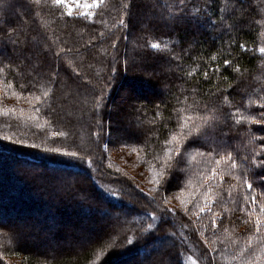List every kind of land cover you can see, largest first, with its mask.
<instances>
[{
	"label": "trees",
	"instance_id": "obj_1",
	"mask_svg": "<svg viewBox=\"0 0 264 264\" xmlns=\"http://www.w3.org/2000/svg\"><path fill=\"white\" fill-rule=\"evenodd\" d=\"M144 1L162 13L143 29L141 0H103L92 15L63 0H0L1 207L45 214L43 231L56 241L91 231L80 215H115L88 242L44 254L0 223V264H264V0ZM159 62L170 71L146 79L141 123L116 140L118 90L141 83L134 68ZM197 117L207 125L185 139L181 125L186 134ZM8 157L56 166L67 179ZM167 236L171 245L153 247ZM137 251L152 257L140 263Z\"/></svg>",
	"mask_w": 264,
	"mask_h": 264
},
{
	"label": "rangeland",
	"instance_id": "obj_2",
	"mask_svg": "<svg viewBox=\"0 0 264 264\" xmlns=\"http://www.w3.org/2000/svg\"><path fill=\"white\" fill-rule=\"evenodd\" d=\"M69 7L70 10H75L76 12L80 14H93V10L95 7H91V5L95 2V0H63ZM142 1V6L144 10L142 13H138V17H140V20L142 22V28L144 29L147 26V22L152 20L153 18H156V12L162 13V9L158 7L157 5L153 4V2H146L144 0ZM85 5H88V7H85ZM192 41L188 42V45L191 44ZM134 46V45H133ZM35 53H38L37 50H35ZM137 62L142 61L141 59L137 58L135 59ZM170 69L166 67L162 63H157L156 67H137L134 68L132 74L134 75V78L137 80H141L138 83L135 81H128L127 83H123L121 88L117 92V98L114 100V104L116 105L117 102L120 103V107L122 109L118 111L117 116L112 117L110 121L111 129L114 128L115 133L112 134V137L117 139H128L131 138L132 131L139 126L141 123L140 119L138 118V110L142 111L144 106L142 104L141 100V92L144 93L147 88L146 79H149L150 82H152L153 78L161 75L163 72H169ZM154 89L157 90L159 87L156 86V83L154 85ZM153 89H149L148 91L152 92ZM126 98L125 102L123 103L122 99ZM115 105H113L112 109H115ZM85 112V111H84ZM10 161V163L16 164V167L21 168H28L29 165H27L22 158H19L17 160H12L9 157L6 158ZM3 160H5L3 158ZM1 165L3 163L2 158H0ZM34 165V166H33ZM32 167H36L40 170H45L48 173L60 171L62 172L63 178L66 177V173H64L66 170H61L56 166L53 167H43L38 164H33ZM29 166V167H31ZM70 173L72 175H77L81 173L78 170H70ZM68 176V175H67ZM67 178L64 179V181ZM63 181V182H64ZM26 182V181H25ZM24 180H22V183H24ZM56 184V183H55ZM26 185V184H25ZM132 194H125L124 195V201L131 202L133 204H137L135 199L130 197ZM9 209V210H8ZM117 214H122L123 216H128L130 214L131 210H126L124 208H117ZM106 210H99L94 212L92 214V211L89 213L87 217L85 215L82 217L80 215V218L83 220V222H90L91 223V231L90 232H84V231H74V237L71 236H62L59 241L53 240L50 236H47V234L43 231V226L47 223H49V218L45 217L41 220L36 219H30V211L27 212H21L17 213L14 211V209H10L6 207V211L1 207L0 205V223H3L8 228H11L15 230L16 237L20 241L21 244L25 246V248H30L34 251H37L39 254H44L48 252L50 249L53 250H59L61 246H65L67 248H75L80 243H86L90 239H93L95 236H97L101 232V227L105 229L112 228V224L114 221V214L112 213H104L103 211ZM11 211V212H8ZM69 219L70 221L67 223L66 226L72 227L71 224L75 222L77 217L73 213H69ZM94 217H97L96 219ZM58 219V218H57ZM60 219V218H59ZM61 224H56L54 226V229L61 227ZM93 232V233H92ZM182 237V236H181ZM55 239V238H54ZM172 244V240L167 237H165L160 243L157 242L153 244V247H160L163 248L164 246H168ZM139 259L140 263H144L145 261H148L151 259V255H148L147 253H142L141 251H137L136 255ZM145 256V258H144ZM117 257H114L111 260L115 261ZM135 258H129L125 259L124 261L121 260L120 262L116 264H133ZM195 261V264H201L200 261L197 258L190 259V264H193Z\"/></svg>",
	"mask_w": 264,
	"mask_h": 264
},
{
	"label": "snow or ice",
	"instance_id": "obj_3",
	"mask_svg": "<svg viewBox=\"0 0 264 264\" xmlns=\"http://www.w3.org/2000/svg\"><path fill=\"white\" fill-rule=\"evenodd\" d=\"M37 2H39V0H37ZM53 2L55 4H57V5H59V4L62 3V0H53ZM102 3H103V0H95V2L91 5V7H99V5L102 4ZM85 7H88V5H85ZM89 14H91V13H89ZM68 15H71V12L70 11L68 12ZM151 47L154 48V49H156V48H159V45L154 43V44L151 45ZM241 47H243V46H241ZM259 51L262 54H264V48H260ZM212 59L215 60L216 57H212ZM223 63H224L225 66H228L231 63V61L224 60ZM0 71H2V69H0ZM205 77H207V72L205 73ZM44 95L47 96L48 95V92H45ZM36 99L39 100L40 97H36ZM261 107H264V105H261ZM262 115H264V114H262ZM184 119L185 120H191L193 118L192 117H185ZM196 119H201V123L200 124H194L192 127H189L186 134L183 132V128L187 127V124L184 123V124L181 125V128H182L181 135H184L185 136V139L190 138V137H193V136H199L201 134L202 128H204L207 125V122H208V119L209 118L208 117H203V118L197 117ZM240 122H241L240 119H237L236 120V123H240ZM253 122H258V121H253ZM3 139L11 140V137H3ZM172 140L173 141H176L177 140V136H175V135L172 136ZM34 146L35 145H33V147ZM64 155L71 156V157H76V153L75 152H72V153H64ZM177 155H180L179 151H177ZM201 155H203V154H201ZM227 158L229 160H231L232 159L231 154H229ZM169 159H170V157H169ZM221 159H223V157ZM216 163L219 164L220 161L218 160V161H216ZM253 163L255 164L256 162L253 161ZM236 166H237L236 163L233 162L232 163V167L235 168ZM215 175H216V172H215V170H213L212 176L208 177V179H211ZM156 182H158V181H156ZM245 183L247 184V187L249 189H252L253 186H252L251 183H248L247 181H245ZM246 199H247V197H246ZM255 200H256V198L253 196L252 197L253 203H255ZM201 211H204V209L202 208ZM261 211H264V207H262ZM260 223H261L260 220L257 219V222H256L257 231L259 230ZM128 243L129 244H132L133 241L132 240H129ZM193 264H195V261L193 262Z\"/></svg>",
	"mask_w": 264,
	"mask_h": 264
}]
</instances>
